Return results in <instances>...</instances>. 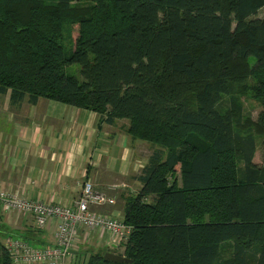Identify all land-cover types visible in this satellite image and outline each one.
I'll return each instance as SVG.
<instances>
[{
	"label": "trees",
	"instance_id": "1",
	"mask_svg": "<svg viewBox=\"0 0 264 264\" xmlns=\"http://www.w3.org/2000/svg\"><path fill=\"white\" fill-rule=\"evenodd\" d=\"M261 10L264 0H0L11 106L45 99L127 120L151 147L140 191L124 199L126 262L81 264H264ZM247 81L261 100L251 127L237 94ZM0 264H13L1 241Z\"/></svg>",
	"mask_w": 264,
	"mask_h": 264
},
{
	"label": "crops",
	"instance_id": "2",
	"mask_svg": "<svg viewBox=\"0 0 264 264\" xmlns=\"http://www.w3.org/2000/svg\"><path fill=\"white\" fill-rule=\"evenodd\" d=\"M5 96L2 112L8 126L0 128V190L71 206L89 182L116 202L95 210L123 219V199L140 191L138 176L151 155L150 145L126 133L128 121L101 124L93 112L45 99L11 106L10 94ZM55 231V221L40 229L31 215L6 211L0 204L4 246L10 238L37 248L54 246ZM80 237L69 264L86 263L91 255L108 251L124 252V243L114 244L99 231L82 232Z\"/></svg>",
	"mask_w": 264,
	"mask_h": 264
},
{
	"label": "built area",
	"instance_id": "3",
	"mask_svg": "<svg viewBox=\"0 0 264 264\" xmlns=\"http://www.w3.org/2000/svg\"><path fill=\"white\" fill-rule=\"evenodd\" d=\"M115 199L95 190L86 182L73 205L33 201L19 192L0 190L4 210L31 215L36 226L43 229L55 221V245L35 248L22 239H8L5 247L13 264H69L70 251L76 250L82 232L99 231L109 235L114 244L128 239L131 227L123 219L96 211V208L115 205Z\"/></svg>",
	"mask_w": 264,
	"mask_h": 264
},
{
	"label": "rangeland",
	"instance_id": "4",
	"mask_svg": "<svg viewBox=\"0 0 264 264\" xmlns=\"http://www.w3.org/2000/svg\"><path fill=\"white\" fill-rule=\"evenodd\" d=\"M263 17H264V11L261 10L258 13V18H263ZM69 43H70L69 39L64 40V45H65L66 49L68 50V53H69V48H70ZM72 72L75 76L80 78L78 66H74L73 69H71V71H69V73H72ZM253 84H254V82H252V81H247L246 83L243 82L242 84H240V88L237 91L238 99H239V101L242 104V107L244 109L242 120H243L244 125H246V126L248 125L249 127L253 126V121H255L257 119V116L261 111V104H260L261 100L259 98H257V96L255 95V91L251 89ZM5 97L6 96L0 95V112L2 114V116L0 115V128H3L4 126H8V123L6 122V116L2 112V109H4V106H5L4 102H7ZM146 144H148V143H146ZM151 152L152 151L150 149L149 155L151 154ZM255 160L257 163H261L264 160V136L262 134H258V148H257V152L255 154ZM174 177L180 178V174L177 173ZM138 192L139 191H137L135 195H137ZM120 203H122L121 200H120ZM37 247L38 246H35V248H37ZM118 253H116V255H119Z\"/></svg>",
	"mask_w": 264,
	"mask_h": 264
},
{
	"label": "water",
	"instance_id": "5",
	"mask_svg": "<svg viewBox=\"0 0 264 264\" xmlns=\"http://www.w3.org/2000/svg\"><path fill=\"white\" fill-rule=\"evenodd\" d=\"M71 252H72V251H70V253H71ZM104 258H105L106 260H110V261H112V262H126V260H125L124 258H122V257L119 256V255H116V253H115L114 251H108V252L105 254Z\"/></svg>",
	"mask_w": 264,
	"mask_h": 264
}]
</instances>
